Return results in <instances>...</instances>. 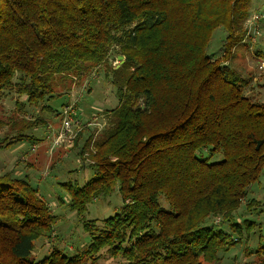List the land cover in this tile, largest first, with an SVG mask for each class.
I'll return each instance as SVG.
<instances>
[{"label":"trees","instance_id":"1","mask_svg":"<svg viewBox=\"0 0 264 264\" xmlns=\"http://www.w3.org/2000/svg\"><path fill=\"white\" fill-rule=\"evenodd\" d=\"M250 14V0H0V103L14 100L0 149L36 142L44 113L63 118L50 101L102 66L118 104L100 112L102 129L88 128L94 115L73 131L90 174L61 184L79 216L116 187L122 200L112 216L81 218L84 247L33 260L56 216L26 175L0 172V264H99L101 251L123 264L219 263L253 229L241 207L261 203L248 196L264 175V102L226 63L246 21L264 22ZM220 28L217 57L207 50Z\"/></svg>","mask_w":264,"mask_h":264},{"label":"rangeland","instance_id":"2","mask_svg":"<svg viewBox=\"0 0 264 264\" xmlns=\"http://www.w3.org/2000/svg\"><path fill=\"white\" fill-rule=\"evenodd\" d=\"M250 12V16L263 14L262 20L264 21V0H250ZM254 22H256L253 23L254 26L256 25L255 27L258 28V35L254 36V40L259 43L261 55L258 56L255 53L254 45L248 42L249 37L254 34V29L246 21L247 37L237 43L231 58L226 63L243 75L251 77L252 82L246 89V93L251 96L254 95L255 98L257 97L264 102V22L262 23L263 26L259 20L257 22V19ZM224 37V30L222 28L217 29L207 51L216 52L218 57L221 54L220 48ZM114 56L112 53L110 63L118 67L123 62L117 58L119 55ZM103 69L104 67L101 66L98 70L91 72L89 76L75 81L70 90H65L64 96L55 97L50 101L56 112L57 110L62 111L65 107L61 109L62 104L68 100V105L76 107L71 117V129L73 131L83 126L81 121L95 122L92 120L94 115L97 116L96 122L99 124L97 126L89 124L88 128L90 130L93 128L102 129L104 119H102L100 112L118 104L115 87L104 78ZM13 108V99L7 97L1 101L0 120L6 122L12 118ZM14 112L16 113V111ZM27 116H29V112L24 115V117ZM17 117L15 115L14 119ZM43 117L47 119L48 125L31 131L37 138V141L34 140L35 143L33 142L36 149L32 150L35 145L30 146L28 141L0 149V172L13 171L18 176L26 175L56 216L54 235L36 242L31 256L33 260L41 259L52 248H59L67 254H72L77 249H81L90 240L82 228L81 218L102 220L112 216L122 204L119 189L116 187L110 196L91 202L81 216L70 209L68 194L61 183L77 181L81 185L88 178L89 169L86 166L82 167L79 163V158L76 155L79 148L71 146L74 145V139L70 143L64 141L60 147L51 148L53 138L62 123L60 113L57 115L44 113ZM4 130L5 132L0 131V137L6 133V128ZM88 132L90 133V131ZM99 134L100 132L97 135ZM86 135L84 134L83 137ZM83 139L80 140V145H82ZM38 142L41 143L38 144ZM17 160L21 162L19 163ZM28 163H32L33 166H28ZM248 197L256 198L261 202L252 207L251 213L243 207L239 210L241 217L244 216L246 219L254 221L253 229L246 232L244 237L235 245L221 252V260L217 264H264V175L260 183L252 187ZM235 237L237 235L233 234V238ZM100 253L102 256L99 264H123L121 259L112 258L105 253L103 254V251Z\"/></svg>","mask_w":264,"mask_h":264},{"label":"built area","instance_id":"3","mask_svg":"<svg viewBox=\"0 0 264 264\" xmlns=\"http://www.w3.org/2000/svg\"><path fill=\"white\" fill-rule=\"evenodd\" d=\"M257 18V16H253L251 18V20H255ZM249 24H251V26H253L254 29V34L252 37V41L254 40V36L258 35V28L254 26L253 22L249 21ZM71 107L65 106L62 110V114H63V118H62V124L60 129L57 131L55 137L53 138V142H52V146L51 148H56L59 145L63 144V142L65 141L66 143H70L74 137V132L71 129ZM69 145V144H68ZM35 148L32 147V150H34Z\"/></svg>","mask_w":264,"mask_h":264},{"label":"water","instance_id":"4","mask_svg":"<svg viewBox=\"0 0 264 264\" xmlns=\"http://www.w3.org/2000/svg\"><path fill=\"white\" fill-rule=\"evenodd\" d=\"M117 58H118V59H120V60H121V62H123V61H124V57H123V56H121V55H119Z\"/></svg>","mask_w":264,"mask_h":264},{"label":"crops","instance_id":"5","mask_svg":"<svg viewBox=\"0 0 264 264\" xmlns=\"http://www.w3.org/2000/svg\"><path fill=\"white\" fill-rule=\"evenodd\" d=\"M47 137H48V136H47ZM34 143H35V142H34ZM34 143H32V144H34ZM39 143H41V142H38V144H39ZM34 145H35V144H34ZM34 147H35V149H36V145H35Z\"/></svg>","mask_w":264,"mask_h":264}]
</instances>
